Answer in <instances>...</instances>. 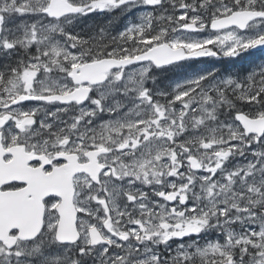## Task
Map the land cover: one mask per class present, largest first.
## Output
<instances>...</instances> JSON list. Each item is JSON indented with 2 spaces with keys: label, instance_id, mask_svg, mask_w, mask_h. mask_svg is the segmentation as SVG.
Instances as JSON below:
<instances>
[{
  "label": "snow or ice",
  "instance_id": "obj_1",
  "mask_svg": "<svg viewBox=\"0 0 264 264\" xmlns=\"http://www.w3.org/2000/svg\"><path fill=\"white\" fill-rule=\"evenodd\" d=\"M255 49L264 0H0V264H264V63L158 82Z\"/></svg>",
  "mask_w": 264,
  "mask_h": 264
},
{
  "label": "rangeland",
  "instance_id": "obj_2",
  "mask_svg": "<svg viewBox=\"0 0 264 264\" xmlns=\"http://www.w3.org/2000/svg\"><path fill=\"white\" fill-rule=\"evenodd\" d=\"M123 23H122V25H123ZM122 25H121V27H122ZM195 35L202 38V37H204L206 35V33H198V34H195ZM212 62H217V60H214ZM206 69H211V68H207V67L201 68V66H200V69H194L192 67L186 66L184 68H177L175 71L162 74L161 76L162 77H167V78H169L171 76L169 78L171 81L167 84V86H171L177 80H183L187 76H191V75L195 74L196 72H199L201 70H206ZM218 76H225L226 77V76H229V75L219 74ZM169 79L167 81H169Z\"/></svg>",
  "mask_w": 264,
  "mask_h": 264
},
{
  "label": "trees",
  "instance_id": "obj_3",
  "mask_svg": "<svg viewBox=\"0 0 264 264\" xmlns=\"http://www.w3.org/2000/svg\"><path fill=\"white\" fill-rule=\"evenodd\" d=\"M85 20L87 21V23L81 25L82 27H84L85 31H87L90 26H94L98 23H102V22L107 23V21L105 20V18L103 16H99V17H96L94 19L85 18ZM123 22L124 21L122 20V18H117L113 21V23L110 25V27L114 28V30L120 29Z\"/></svg>",
  "mask_w": 264,
  "mask_h": 264
},
{
  "label": "flooded vegetation",
  "instance_id": "obj_4",
  "mask_svg": "<svg viewBox=\"0 0 264 264\" xmlns=\"http://www.w3.org/2000/svg\"><path fill=\"white\" fill-rule=\"evenodd\" d=\"M260 53H252V52H250V53H242L240 56H238V57H235L237 60H250V61H252V60H256L255 58L259 55ZM222 58V57H221ZM234 58V59H235ZM170 78V77H169ZM169 78H162V76H159L158 77V82L159 81H162L163 82V85L162 86H165V87H170V86H167V84L170 82V80L169 81H167ZM161 247H163V246H161Z\"/></svg>",
  "mask_w": 264,
  "mask_h": 264
},
{
  "label": "water",
  "instance_id": "obj_5",
  "mask_svg": "<svg viewBox=\"0 0 264 264\" xmlns=\"http://www.w3.org/2000/svg\"><path fill=\"white\" fill-rule=\"evenodd\" d=\"M254 51H262L261 49H255ZM206 58H208V57H206ZM201 59V58H200Z\"/></svg>",
  "mask_w": 264,
  "mask_h": 264
}]
</instances>
